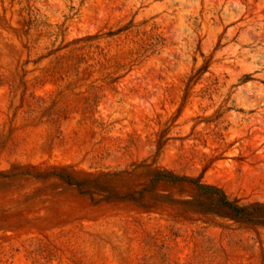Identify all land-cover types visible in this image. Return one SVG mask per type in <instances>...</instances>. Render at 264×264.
<instances>
[{
  "label": "rangeland",
  "instance_id": "1",
  "mask_svg": "<svg viewBox=\"0 0 264 264\" xmlns=\"http://www.w3.org/2000/svg\"><path fill=\"white\" fill-rule=\"evenodd\" d=\"M217 190L264 205V0H0V264H264Z\"/></svg>",
  "mask_w": 264,
  "mask_h": 264
},
{
  "label": "trees",
  "instance_id": "2",
  "mask_svg": "<svg viewBox=\"0 0 264 264\" xmlns=\"http://www.w3.org/2000/svg\"><path fill=\"white\" fill-rule=\"evenodd\" d=\"M64 179L68 183L75 184L78 186L81 192H86L84 188L85 182H76L72 180L69 176H64ZM200 190L205 189L202 185L198 184ZM209 189H215L213 186H210ZM216 194L210 193V204L214 206V208H207V209H220V208H227L229 210V214L242 218L245 220H259L264 219V205L259 206H238L234 202L229 201L226 199V196L220 190H217ZM215 195H217L215 197Z\"/></svg>",
  "mask_w": 264,
  "mask_h": 264
}]
</instances>
